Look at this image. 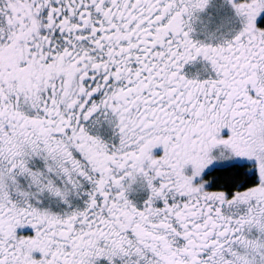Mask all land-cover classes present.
I'll use <instances>...</instances> for the list:
<instances>
[{
  "label": "snow or ice",
  "instance_id": "1",
  "mask_svg": "<svg viewBox=\"0 0 264 264\" xmlns=\"http://www.w3.org/2000/svg\"><path fill=\"white\" fill-rule=\"evenodd\" d=\"M0 264H264V0H0Z\"/></svg>",
  "mask_w": 264,
  "mask_h": 264
}]
</instances>
